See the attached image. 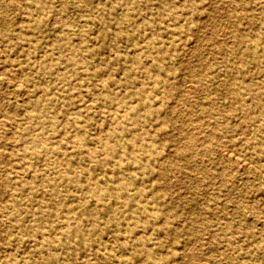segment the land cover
Instances as JSON below:
<instances>
[{
	"label": "rangeland",
	"instance_id": "obj_1",
	"mask_svg": "<svg viewBox=\"0 0 264 264\" xmlns=\"http://www.w3.org/2000/svg\"><path fill=\"white\" fill-rule=\"evenodd\" d=\"M0 73V264H264V0H1Z\"/></svg>",
	"mask_w": 264,
	"mask_h": 264
},
{
	"label": "bare ground",
	"instance_id": "obj_2",
	"mask_svg": "<svg viewBox=\"0 0 264 264\" xmlns=\"http://www.w3.org/2000/svg\"><path fill=\"white\" fill-rule=\"evenodd\" d=\"M1 1V0H0ZM12 1V0H11ZM17 1V0H16ZM218 1V0H217ZM149 6H151V5H149ZM217 9V8H216ZM223 11V10H222ZM84 26V25H83ZM82 27V26H81ZM212 27V26H211ZM84 28V27H83ZM85 29V28H84ZM83 29V30H84ZM224 33V32H223ZM210 46V45H209ZM116 51H118V50H116ZM190 71V70H189ZM1 74H3V73H0V75ZM5 74V73H4ZM7 76V75H6ZM13 79V78H12ZM1 80V79H0ZM186 82V81H185ZM189 83H190V81H188ZM17 83H19V82H17ZM193 83V82H192ZM14 85H15V83H14ZM16 86H17V84H16ZM185 86H186V84H185ZM184 86V87H185ZM10 87V86H9ZM188 87H189V85L187 86V89H188ZM232 87H234V88H231L232 89V91H234L236 88H235V86H234V84H233V86ZM186 88V87H185ZM11 91V90H10ZM147 91V90H146ZM24 92V91H23ZM14 96V95H13ZM179 96V95H178ZM89 100V99H88ZM91 101V100H90ZM175 101H176V99H175ZM88 103H89V101H87ZM85 104V103H84ZM92 104V103H91ZM89 105V104H86V105H88V106H93V105ZM174 104V103H173ZM1 115V114H0ZM4 118V117H3ZM175 118V117H174ZM0 120H1V118H0ZM3 120V119H2ZM99 122V121H98ZM181 126V125H180ZM104 127H106V126H104ZM99 129V128H98ZM104 129V128H103ZM98 131V130H97ZM101 131H104V130H101ZM101 131H98V133L99 132H101ZM180 132V131H179ZM192 132V131H191ZM98 133H96V134H98ZM195 133V132H194ZM248 134V133H247ZM250 134V133H249ZM186 135V134H185ZM246 135V134H245ZM187 136V135H186ZM248 136V135H247ZM190 137V136H189ZM184 138H187V137H185L184 136ZM223 138V137H222ZM71 142V141H70ZM230 149V148H229ZM228 149V150H229ZM222 150V149H221ZM225 149H223L222 151H224ZM227 150V149H226ZM229 151H231V150H229ZM233 151V150H232ZM232 151H231V153H232ZM225 152V151H224ZM222 153V152H221ZM226 153V152H225ZM227 155V154H226ZM227 156H231L230 155V153L227 155ZM236 157H239V156H237V153H236ZM234 158V157H233ZM242 159H243V157H242ZM241 159V160H242ZM243 160H245V158L243 159ZM242 160V161H243ZM228 161V160H227ZM246 162H247V159L245 160ZM248 163H250V162H248ZM249 165V164H248ZM222 166V165H221ZM246 166H247V164H246ZM237 167V166H236ZM221 168V167H220ZM222 173H223V171H222ZM3 175V174H2ZM10 182V179L8 178V177H6L4 180H2V181H0V189H3V188H5L6 186H7V184ZM17 186L19 185V184H16ZM93 185V184H92ZM117 191H119V193H121L122 192V186H118L117 187ZM258 196V195H257ZM264 196V195H263ZM264 199V198H263ZM12 205H13V207H16L17 206V203L15 202V199L14 200H12ZM253 203V202H252ZM243 204H244V202H243ZM246 204V203H245ZM213 205H215V204H213ZM251 206V205H250ZM257 207V206H256ZM251 208V207H250ZM261 211V210H260ZM93 212L94 211H91V210H89L88 211V218H89V222H90V225H97V221H96V219H95V217L93 216ZM255 213V212H254ZM259 213V212H258ZM263 213V212H262ZM264 214V213H263ZM149 216V217H148ZM147 217H145V218H142L141 219V221H142V223L145 225V224H149V223H151V222H154L153 220L154 219H159V220H161L162 221V225H160L157 229H159V230H163L164 232H166L167 234L169 233H174V229H173V227H170L169 225H168V222H169V218H170V215H169V213H167V212H158L157 210H155V211H152V212H149V215H148ZM3 218V217H2ZM262 218H263V216H262ZM10 221H11V223L12 224H14V225H19L20 224V222H21V218L19 217V216H11L10 217ZM212 227V226H211ZM58 228V227H57ZM203 228H205V227H203ZM73 230L75 231V232H79V225L78 224H76L75 226H74V228H73ZM116 231V230H115ZM204 231V230H203ZM47 232V231H46ZM205 233V232H204ZM201 235H202V233H201ZM74 238V237H73ZM197 239V238H196ZM81 240V239H80ZM144 239L143 238H137V241L135 240V242H134V248H133V251H132V258H135V257H137V256H139L138 254L140 253V252H143L144 253V257L142 258V262H143V264H161V261L162 260H164L165 259V256L164 255H160L159 257H155L154 256V254H153V252H151V250H150V248H149V246H146L145 244H144V241H143ZM192 240H194V239H192ZM194 241H196V240H194ZM193 241V242H194ZM192 242V241H191ZM82 243H83V246H87L88 244H89V242L88 241H86V240H82ZM200 244V243H199ZM190 245V244H189ZM249 246H251V245H249ZM188 248V247H187ZM255 249V248H254ZM257 253V252H256ZM49 259H54V256H50V257H48ZM198 259V258H197ZM203 261H204V259L203 258H201ZM201 259H199V260H196V262L197 261H200ZM195 260V259H194ZM140 261V260H139ZM188 261H190V260H188ZM197 264H205V262H198Z\"/></svg>",
	"mask_w": 264,
	"mask_h": 264
}]
</instances>
